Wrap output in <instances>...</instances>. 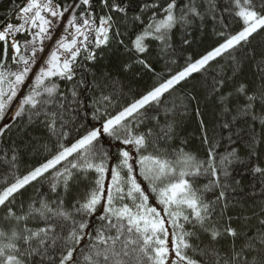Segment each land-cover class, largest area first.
<instances>
[{
  "label": "snow or ice",
  "instance_id": "6c2138e0",
  "mask_svg": "<svg viewBox=\"0 0 264 264\" xmlns=\"http://www.w3.org/2000/svg\"><path fill=\"white\" fill-rule=\"evenodd\" d=\"M12 4L0 20V142L11 121L26 117L24 130L44 134L37 150L45 156L21 175L18 150L0 149L11 169V180L0 178V264H264V51L250 47L264 34V0ZM197 21L211 23L221 42L166 77L156 73L153 45L158 57L171 56L174 29L184 28L181 46L190 45L186 29ZM120 49L114 70L101 63ZM218 59L231 75L221 65L209 95L220 128L229 130L228 149L220 151L215 128L189 94L205 155L169 150L177 124L168 110L163 124L149 117V108L159 111L166 94ZM249 63L255 79L237 81ZM135 68L159 79L121 104L119 73ZM88 116L96 123H85ZM78 117L69 139L66 126ZM149 119L153 126H145ZM237 165L259 191L236 195L244 192ZM37 185L24 200V190Z\"/></svg>",
  "mask_w": 264,
  "mask_h": 264
},
{
  "label": "trees",
  "instance_id": "16d2710c",
  "mask_svg": "<svg viewBox=\"0 0 264 264\" xmlns=\"http://www.w3.org/2000/svg\"><path fill=\"white\" fill-rule=\"evenodd\" d=\"M25 0H15L16 4H22ZM183 2V0H181ZM13 7L12 0H0V20H3L5 13ZM227 22V21H226ZM239 28L238 24H233V31ZM186 31L190 33L188 38L191 40V44L187 46H181V41L184 36L185 29L181 26H177L173 31V44L176 48V53L171 54V56H157V50H155V45H153V51L149 57L150 62L153 63L156 73L162 74L163 76H168L171 72L179 70L185 63L187 57L191 56L193 59L199 58L206 51L210 50L212 47L221 42L222 38L219 37L211 23H200L197 21L195 24L187 27ZM250 47L255 48L257 52L264 51V34L256 35L251 42ZM120 51H114L109 53L104 61L101 63L114 70L115 66L120 62L123 57L120 56ZM175 60L176 63H166V61ZM224 65V71L230 76L231 71L227 66L226 59H218V61L212 62L208 66V70L201 73L193 74L191 78L187 81L182 82V85L177 86L171 95L166 94L164 104L159 106V111L156 108H149L148 116H159L160 122L163 124L165 122V110L167 112V119L175 121L177 124L176 136L171 140L168 145H166L169 150L177 149L183 147L186 151L198 152L200 157L203 158L205 155L204 149L200 144V127H199V117L195 112L196 103L189 102L187 96L189 94L196 96L199 101L200 114L203 117L205 123L210 129L215 128L220 142L223 144V148L220 149L221 152L225 151L229 147L227 137L229 136V130L220 128L221 117L219 115V107L215 102V98L209 95L213 78L220 74V66ZM135 73V74H134ZM134 73H119L120 86L122 88V93L120 95V103L126 104L131 102L133 98H138L141 94L146 92L150 87H152L159 76H154L152 73L143 71L141 68H135ZM115 74V71H114ZM254 77V67L251 63L245 64L237 76V81H243L246 83H252ZM61 86H64V82H61ZM227 87L231 88L232 85L229 84ZM91 89L86 94H91ZM105 91H110L106 89ZM174 105V107H173ZM187 107H184V106ZM83 114H81L82 117ZM78 117L74 122L69 123L66 126V131L70 133L69 139L76 135V128L79 127L80 119ZM6 119L2 123H8ZM85 123H96L91 120L88 116ZM12 128L11 131L7 132L3 141L0 142V149H11L15 147L19 152V169L18 174H24L30 167L39 164L45 156L43 150H37L39 144L42 140L44 134L39 127H30L25 129L26 117L24 119H17L11 121ZM154 121L151 119L147 120L145 126H153ZM247 127V125H242ZM83 131V129H81ZM246 139V138H245ZM187 140V144L183 141ZM241 153L244 152L243 141H238ZM165 145H162L164 147ZM236 147L237 145H232ZM3 153L0 152V156ZM11 155V152H9ZM261 155L264 157V146L261 148ZM11 169L10 166L0 162V178L8 175L9 180L11 176L9 175ZM234 175L238 179L242 178V185L244 187V192L237 193L238 196H246L247 193L256 190L259 191L258 185L253 178L252 174L248 171L247 167L244 165H237ZM199 183L205 182L203 180L198 181ZM2 187V185H0ZM37 186H28L24 190L23 199L33 195ZM47 185L45 184L41 191H46ZM209 196L211 194H208ZM19 202V198H18Z\"/></svg>",
  "mask_w": 264,
  "mask_h": 264
},
{
  "label": "rangeland",
  "instance_id": "374dc122",
  "mask_svg": "<svg viewBox=\"0 0 264 264\" xmlns=\"http://www.w3.org/2000/svg\"><path fill=\"white\" fill-rule=\"evenodd\" d=\"M6 119H7V118H6ZM6 119H5V120H6Z\"/></svg>",
  "mask_w": 264,
  "mask_h": 264
}]
</instances>
